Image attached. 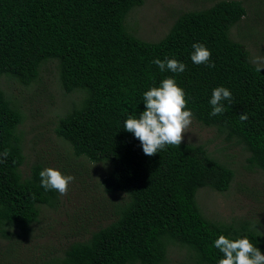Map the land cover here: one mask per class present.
<instances>
[{"label": "trees", "instance_id": "16d2710c", "mask_svg": "<svg viewBox=\"0 0 264 264\" xmlns=\"http://www.w3.org/2000/svg\"><path fill=\"white\" fill-rule=\"evenodd\" d=\"M142 1L0 0V153L10 152L0 163L1 257L6 254L0 264H218L223 254L214 241L221 234L246 236L264 254V69L256 70L231 32L241 20L250 25L255 0L199 1L158 41L141 40L125 25L129 9ZM256 21L263 28L246 37H255L260 52L264 17ZM194 43L211 51L214 67L192 62ZM157 58L177 59L186 69L162 72L153 63ZM52 63L53 88L65 99L49 121L52 145L31 158L30 150L38 149L28 137V109L20 99L27 97L9 94L4 85L31 90ZM168 77L184 89L193 119L216 128L224 146L211 152L206 143L182 141L147 156L124 130L129 116L145 110L143 93ZM219 86L233 99L212 116L209 101ZM242 113L247 120H240ZM227 147L246 154L241 165L224 152ZM47 167L75 178L67 195L41 186L39 173ZM240 169L245 176L237 190L249 195L256 211L229 221L206 215L199 191L227 192ZM48 210L67 219L69 241L47 246V257L34 261L22 255L21 244L58 222Z\"/></svg>", "mask_w": 264, "mask_h": 264}, {"label": "rangeland", "instance_id": "374dc122", "mask_svg": "<svg viewBox=\"0 0 264 264\" xmlns=\"http://www.w3.org/2000/svg\"><path fill=\"white\" fill-rule=\"evenodd\" d=\"M208 4L205 0H143L138 6H133L129 9L125 17V25L132 34L144 41H158L168 31L169 27L173 23L175 17L184 11L196 9L200 6V3ZM260 3L254 1L251 5L250 17L247 20L249 26L243 24V20L233 26L231 29L233 37L240 39L249 50L250 55L254 62L263 60L264 49L258 50V44H255V31H259L263 28L257 24L256 17L262 19L264 17V6H260ZM247 17V15H246ZM252 32L254 36L251 35ZM241 34L240 36H237ZM260 35L258 34V37ZM41 82L35 84L31 90L30 88H24L17 83L6 82L4 87L9 94L16 96L25 95L27 99L20 98L23 102V106L28 109V118L26 120V127L32 132L29 133L31 139L35 138L37 151L29 152L31 158L36 156L37 152L43 153L48 147L46 145L52 143V131L49 126L50 118L54 117L56 112L59 111L61 104L65 98L58 95L55 82L54 64H48L43 67L41 72ZM47 87V90L53 93V98L48 100L45 97L43 88ZM34 91V92H33ZM41 132V133H37ZM217 135V136H216ZM183 141H189L194 143H206L208 149L213 152L217 147L224 146L226 143L223 139V135L216 132V128L201 126L198 122L192 119V123L188 129V132L184 133ZM67 148V146H66ZM41 151V152H40ZM224 152L228 154L235 165L242 164L246 154L240 151L236 147H227ZM221 153H217L220 155ZM49 157V156H48ZM99 170L100 166L97 164ZM244 170H239L236 174V178L232 186L227 192H218L209 188H202L199 191L198 202L203 212L211 218L229 221L232 217L248 214L251 211H256L257 204L250 199L246 193L237 190L238 184H241L244 180ZM249 178V176H248ZM257 179H262V175H257ZM253 180V179H250ZM255 184L254 182H250ZM260 183V182H259ZM70 207V206H69ZM48 212L58 220L53 221V227L46 230V233L42 236H30L24 240L21 244L22 255L27 258L36 260L39 256L43 259L46 255H43V251L49 245L56 247L66 246L70 232L67 219L60 213L48 210ZM93 216V215H91ZM66 219V222H64ZM66 223V224H65ZM34 233L36 230L34 229ZM9 242H4L3 247L7 246ZM2 248L0 245V262L5 259V255L1 257Z\"/></svg>", "mask_w": 264, "mask_h": 264}, {"label": "clouds", "instance_id": "9594fccd", "mask_svg": "<svg viewBox=\"0 0 264 264\" xmlns=\"http://www.w3.org/2000/svg\"><path fill=\"white\" fill-rule=\"evenodd\" d=\"M236 25V24H235ZM194 51L191 60L194 64H206L214 67L210 63L211 51L201 43L192 45ZM159 69L182 73L186 65L177 59L165 58L164 60L155 59L153 61ZM264 69V63H257V71ZM231 91L223 86L213 89L209 101L212 106L210 115L216 116L223 114L226 110L223 101L232 102ZM145 110L139 117L129 116L124 122V130L133 133L143 148V153L153 156L165 149L166 146L179 147L184 139V133L192 123L193 113L187 108L186 93L173 77L162 80L160 86L151 87L143 93ZM248 119L247 113L240 115V120ZM10 155L9 150L0 153V163L6 162ZM41 186L45 190H54L60 195H67L68 186L74 181L72 175H65L59 169L47 167L40 171ZM214 247L218 249L223 257L218 264H264V254L248 238L232 239L223 234L219 235L214 241Z\"/></svg>", "mask_w": 264, "mask_h": 264}]
</instances>
